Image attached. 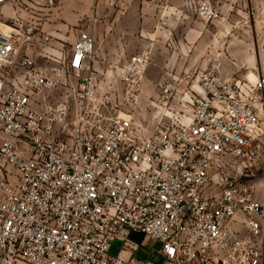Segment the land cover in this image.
Here are the masks:
<instances>
[{"label":"built area","instance_id":"1","mask_svg":"<svg viewBox=\"0 0 264 264\" xmlns=\"http://www.w3.org/2000/svg\"><path fill=\"white\" fill-rule=\"evenodd\" d=\"M28 3L46 10L56 0H0V163L13 170L0 168V264H131L123 248L109 250L133 236L159 243L165 264H263L264 203L252 179L264 75L249 85L200 73L190 121L180 111L148 134L132 111L150 51L101 75L91 34L62 58L37 23L2 14ZM199 14L216 17L206 1ZM161 95L171 103L173 85Z\"/></svg>","mask_w":264,"mask_h":264},{"label":"rangeland","instance_id":"2","mask_svg":"<svg viewBox=\"0 0 264 264\" xmlns=\"http://www.w3.org/2000/svg\"><path fill=\"white\" fill-rule=\"evenodd\" d=\"M204 1L216 12L213 20L200 17ZM8 8L3 10L5 17L13 15ZM27 8V12L25 9L16 12L52 37L47 48L58 57H67L73 40L86 29L93 30L95 51L107 57H129L145 49L150 51L141 101L132 111L135 122L148 134L167 125L180 111L188 119L190 99L200 94L197 90L200 73L214 72L249 85L255 84L250 81V74L257 81L264 75V0H95L78 25L56 33L49 11L34 9L30 3ZM168 84L173 85L175 96L166 104L161 90ZM76 88L77 85H66L56 95L66 100ZM262 134L261 164L252 179L258 200H264V127ZM0 168L13 172L1 163ZM125 247L136 260L149 254L157 256L160 251L159 243L151 249L140 245L137 251L129 244Z\"/></svg>","mask_w":264,"mask_h":264},{"label":"crops","instance_id":"3","mask_svg":"<svg viewBox=\"0 0 264 264\" xmlns=\"http://www.w3.org/2000/svg\"><path fill=\"white\" fill-rule=\"evenodd\" d=\"M94 4H95V0H56V5L54 8L46 9L47 11L50 12L48 15L52 16V18L54 20L55 33L57 32V30L61 31V30H63V28L70 27V26L73 27L75 25H78L80 23V21L86 17V14H88V11H90L91 7ZM148 6H151V4H149ZM161 9H162V7H161ZM12 12H13V15L17 14L16 11H12ZM88 24H89V22H87V25ZM82 32L89 33L94 37V35L92 34L93 30L86 29V30H83ZM78 36H77V38H78ZM77 38H75L73 40V43L77 40ZM69 53H68V55H69ZM130 57L131 56L126 57L124 55H117L115 57L114 56L107 57V56L103 55L102 53H100L99 51H97V52L95 51V60H94L93 66H94L95 71L98 72L99 74L109 76L113 72L115 67H117V66L119 67L120 65H122ZM259 201L264 203L263 199H261ZM263 227H264V221H263ZM232 229L235 231H239L240 233L243 232V227L239 222L234 223L232 225ZM133 237H138V236H133ZM263 240H264V234H263ZM115 244H116V246H115ZM118 244H121V247H119ZM153 244H155V243L147 242L144 240L141 244H138V243L134 242L133 240H130V242H129V246L131 248H133V250H135V251H137V248L140 245L146 246V247L149 246L151 249V246ZM122 248L124 249L123 254L126 256L127 259H129L131 264H150L152 262H154L156 264H165L164 258L161 256L160 251L157 254V256L149 254V255L143 256L142 258H138V260H136L135 255L131 252V250H129L130 253L129 252L127 253L125 250L126 247L120 241H115L111 244L109 253H112V251L114 250L115 252H113L111 254V256H116ZM263 249H264V246H263ZM263 264H264V262H263Z\"/></svg>","mask_w":264,"mask_h":264},{"label":"bare ground","instance_id":"4","mask_svg":"<svg viewBox=\"0 0 264 264\" xmlns=\"http://www.w3.org/2000/svg\"><path fill=\"white\" fill-rule=\"evenodd\" d=\"M249 79H250V81L252 82V83H256L257 82V77L254 75V74H250L249 75ZM197 90L200 92V87L199 86H197ZM186 121H190V119H187Z\"/></svg>","mask_w":264,"mask_h":264},{"label":"trees","instance_id":"5","mask_svg":"<svg viewBox=\"0 0 264 264\" xmlns=\"http://www.w3.org/2000/svg\"><path fill=\"white\" fill-rule=\"evenodd\" d=\"M131 240H133L134 242L141 244L143 242V237L138 236V237H132Z\"/></svg>","mask_w":264,"mask_h":264}]
</instances>
